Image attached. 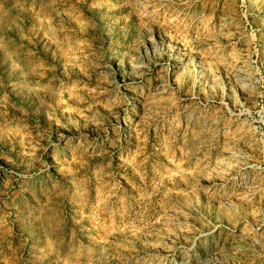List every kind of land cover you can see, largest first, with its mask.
Here are the masks:
<instances>
[{"label":"rangeland","instance_id":"obj_1","mask_svg":"<svg viewBox=\"0 0 264 264\" xmlns=\"http://www.w3.org/2000/svg\"><path fill=\"white\" fill-rule=\"evenodd\" d=\"M0 264H264V0H0Z\"/></svg>","mask_w":264,"mask_h":264}]
</instances>
